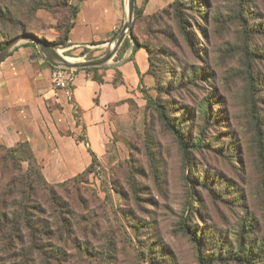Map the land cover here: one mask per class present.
<instances>
[{
	"label": "rangeland",
	"instance_id": "obj_1",
	"mask_svg": "<svg viewBox=\"0 0 264 264\" xmlns=\"http://www.w3.org/2000/svg\"><path fill=\"white\" fill-rule=\"evenodd\" d=\"M150 1L157 7L150 15L174 2ZM194 5L196 11L187 14L191 40L174 15L159 25L134 20L133 39L127 38L133 41L135 34L154 46L162 94L155 83L149 95L169 105L192 140L202 137V147L185 160L157 114L146 106L135 110L119 121L94 172L76 187L60 190L75 238L70 244L58 242L60 259L31 250L28 242L22 246L0 238V264H201V254L211 264H264V122L258 125L253 117H264V91L253 101L249 93V73L264 84V0H194ZM67 10H38L27 30L56 43ZM110 41L53 47L77 63L103 57ZM25 43L39 51L35 43ZM120 50L107 65L121 58ZM195 73L203 74L194 81ZM205 101L211 103L207 123L197 111ZM23 167L27 170V163ZM10 179L0 168V200ZM0 210L9 208L1 204ZM182 219L193 234H203L202 251L181 229Z\"/></svg>",
	"mask_w": 264,
	"mask_h": 264
},
{
	"label": "crops",
	"instance_id": "obj_2",
	"mask_svg": "<svg viewBox=\"0 0 264 264\" xmlns=\"http://www.w3.org/2000/svg\"><path fill=\"white\" fill-rule=\"evenodd\" d=\"M143 7L146 16L157 8L152 1ZM79 8L71 47L105 44L127 21L128 0H85ZM134 45L131 40L120 60L98 72L102 83L78 71L69 91L54 87V69L34 45L17 47L0 65V143L14 148L28 142L50 184L85 171L92 157L78 136L85 134L97 157H104L119 121L143 110V90L155 86L148 52L134 51Z\"/></svg>",
	"mask_w": 264,
	"mask_h": 264
},
{
	"label": "trees",
	"instance_id": "obj_3",
	"mask_svg": "<svg viewBox=\"0 0 264 264\" xmlns=\"http://www.w3.org/2000/svg\"><path fill=\"white\" fill-rule=\"evenodd\" d=\"M72 0H8L5 4H0V51L4 49L11 41L21 34L29 33L27 30L28 23L35 17L38 10L46 9L53 13L59 10H69L67 16L59 22L60 37L56 43L49 42L55 47H70V34L75 26L80 8L79 5L73 7ZM85 0H78L79 4ZM149 0L145 1V5ZM189 5H188V4ZM187 4V5H186ZM144 8V7H143ZM135 9V20L151 19L165 24L163 19L174 15L177 20L178 27L181 32L191 40V32L187 27L188 11L194 10V0H174L167 8L156 14L146 16L144 9ZM67 10V11H68ZM11 29L16 30V35L11 33ZM21 32V33H20ZM134 51L145 48L149 55V75H151L157 83V91L162 94V84L160 71L156 68L155 48L145 41H141L134 34ZM103 44V43H93ZM131 45V39L126 38L120 52L121 58ZM120 58V59H121ZM119 59V60H120ZM53 67V66H52ZM54 68V67H53ZM101 68H87L79 71L93 72V79L99 83L103 82L102 76L99 75ZM203 73H195L194 81L200 79ZM250 75L249 93L252 95V101L256 96L264 91V84L259 82L253 74ZM185 80V78L183 79ZM181 80L180 82H185ZM118 78L115 79V82ZM193 81V80H192ZM191 84V83H190ZM155 87V86H154ZM145 100L147 102L146 109L156 113L162 125L176 139L183 153L185 160L191 161L190 153L192 149H200L203 145L202 137L198 140H192L190 135L183 131L182 122H178L169 105L162 102L160 97L154 98L149 95V90H143ZM211 103L205 101L197 111L203 116V120L207 123L210 116ZM77 117V115H76ZM256 123L260 125L264 122V117L253 116ZM77 141L86 145L88 152L92 157L91 165L76 177L65 183L50 184L43 172L42 167L37 159L31 145L28 142L20 144L18 147L9 148L0 143V168L2 172L11 176L6 187L4 197L0 200L1 204L9 208L8 210H0V238L1 241H18L22 246L29 244L31 250L42 252L49 259L59 260L58 242L64 244L72 243L75 238L73 232V224L70 217V208L68 201L60 190L67 185L75 186L83 178L94 172L99 166V159L91 149L89 141L86 137H79ZM27 163L28 169L25 170L23 164ZM195 196H193L194 198ZM0 204V205H1ZM194 209L193 203L190 204ZM48 212V219H44V215ZM181 229L189 233L193 241L197 244L200 251L205 248L203 234L197 231L192 233V226L188 221L182 219ZM65 233L66 235H63ZM27 235L28 241L24 235ZM77 242V241H76ZM201 254V253H200ZM238 260V258L236 259ZM201 264H211L206 258L200 255Z\"/></svg>",
	"mask_w": 264,
	"mask_h": 264
},
{
	"label": "water",
	"instance_id": "obj_4",
	"mask_svg": "<svg viewBox=\"0 0 264 264\" xmlns=\"http://www.w3.org/2000/svg\"><path fill=\"white\" fill-rule=\"evenodd\" d=\"M137 0H128V16L120 33L112 41L109 42L108 52L101 58L72 63L63 56L59 50L49 44V42L40 39L34 34L28 33L16 37L4 49L0 51V65L10 54L20 45L25 42H33L38 48L40 54L48 61L54 68H66L69 70H81L87 68H101L106 66L118 53L126 38H132L133 25L135 20V9ZM134 41V40H133Z\"/></svg>",
	"mask_w": 264,
	"mask_h": 264
},
{
	"label": "built area",
	"instance_id": "obj_5",
	"mask_svg": "<svg viewBox=\"0 0 264 264\" xmlns=\"http://www.w3.org/2000/svg\"><path fill=\"white\" fill-rule=\"evenodd\" d=\"M74 79V70L66 68H55L52 74L53 85L56 89L71 90Z\"/></svg>",
	"mask_w": 264,
	"mask_h": 264
},
{
	"label": "bare ground",
	"instance_id": "obj_6",
	"mask_svg": "<svg viewBox=\"0 0 264 264\" xmlns=\"http://www.w3.org/2000/svg\"><path fill=\"white\" fill-rule=\"evenodd\" d=\"M67 59H68L69 61H71L72 63H74V60H73V59L68 58V57H67Z\"/></svg>",
	"mask_w": 264,
	"mask_h": 264
}]
</instances>
